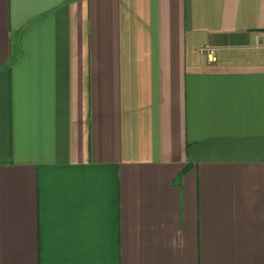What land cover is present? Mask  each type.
Masks as SVG:
<instances>
[{"label":"crops","instance_id":"1","mask_svg":"<svg viewBox=\"0 0 264 264\" xmlns=\"http://www.w3.org/2000/svg\"><path fill=\"white\" fill-rule=\"evenodd\" d=\"M0 264H264V0H0Z\"/></svg>","mask_w":264,"mask_h":264},{"label":"built area","instance_id":"2","mask_svg":"<svg viewBox=\"0 0 264 264\" xmlns=\"http://www.w3.org/2000/svg\"><path fill=\"white\" fill-rule=\"evenodd\" d=\"M210 55H211V59H212L213 52H211V54H210Z\"/></svg>","mask_w":264,"mask_h":264}]
</instances>
